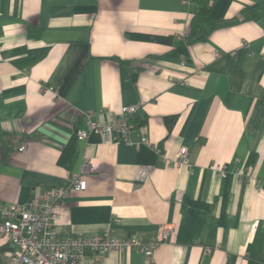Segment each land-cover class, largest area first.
Wrapping results in <instances>:
<instances>
[{"label": "crops", "instance_id": "crops-1", "mask_svg": "<svg viewBox=\"0 0 264 264\" xmlns=\"http://www.w3.org/2000/svg\"><path fill=\"white\" fill-rule=\"evenodd\" d=\"M129 105L130 143L78 138ZM76 174L61 237L172 229L106 264H264V0H0V205ZM13 253L0 238V264Z\"/></svg>", "mask_w": 264, "mask_h": 264}, {"label": "built area", "instance_id": "built-area-1", "mask_svg": "<svg viewBox=\"0 0 264 264\" xmlns=\"http://www.w3.org/2000/svg\"><path fill=\"white\" fill-rule=\"evenodd\" d=\"M138 109L135 105L123 106L120 117L108 122L94 119L89 113L87 128L78 129L77 136L85 140L91 133H99L105 139L108 133L119 131L122 139L130 143V133L136 129L131 118ZM146 140L142 137V141ZM20 150L25 151L26 147L22 145ZM187 157L188 148L181 147L177 160L185 161ZM83 166L92 170L95 164L86 157ZM216 169L223 173V166L216 165ZM86 188L87 180L76 174L64 185L42 190L28 203L0 205V238H6L14 246V253L4 264H106V254L112 250L138 249L152 255L158 245L170 240L172 229L167 227L160 228L158 235L149 241L137 234L124 238L108 231L89 237H61L57 230L59 205Z\"/></svg>", "mask_w": 264, "mask_h": 264}, {"label": "trees", "instance_id": "trees-1", "mask_svg": "<svg viewBox=\"0 0 264 264\" xmlns=\"http://www.w3.org/2000/svg\"><path fill=\"white\" fill-rule=\"evenodd\" d=\"M192 1H197L198 3V11L202 15H207L212 7L213 1L214 0H191ZM145 115L142 114V112L137 111L135 114L132 116V121L138 126L142 123L145 122L144 119Z\"/></svg>", "mask_w": 264, "mask_h": 264}]
</instances>
